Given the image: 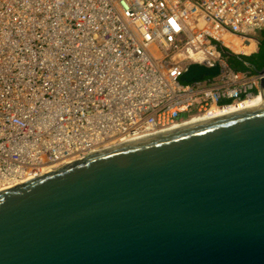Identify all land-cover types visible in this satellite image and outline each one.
Masks as SVG:
<instances>
[{"label":"built area","instance_id":"built-area-1","mask_svg":"<svg viewBox=\"0 0 264 264\" xmlns=\"http://www.w3.org/2000/svg\"><path fill=\"white\" fill-rule=\"evenodd\" d=\"M263 31L264 0H0V191L260 97L226 54Z\"/></svg>","mask_w":264,"mask_h":264},{"label":"water","instance_id":"water-1","mask_svg":"<svg viewBox=\"0 0 264 264\" xmlns=\"http://www.w3.org/2000/svg\"><path fill=\"white\" fill-rule=\"evenodd\" d=\"M0 264H264V104L1 190Z\"/></svg>","mask_w":264,"mask_h":264},{"label":"trees","instance_id":"trees-1","mask_svg":"<svg viewBox=\"0 0 264 264\" xmlns=\"http://www.w3.org/2000/svg\"><path fill=\"white\" fill-rule=\"evenodd\" d=\"M259 42L258 51L249 56L227 53L230 67L236 72L246 75H255L264 70V31L255 35Z\"/></svg>","mask_w":264,"mask_h":264},{"label":"bare ground","instance_id":"bare-ground-1","mask_svg":"<svg viewBox=\"0 0 264 264\" xmlns=\"http://www.w3.org/2000/svg\"><path fill=\"white\" fill-rule=\"evenodd\" d=\"M236 45L238 46V48L241 47L239 42H236ZM253 48H254V45H253ZM245 51L248 52L249 50H245ZM254 104H264V95L260 96V97H256L255 99H253L250 102H246V103H243L241 105H237V106L233 107L232 109H230L228 111H225L224 112L225 114L224 113H222V114L223 115H227V114H231L233 112H237V111H241V110H244V109H248V108H251ZM222 114H219L218 116H222ZM208 119H209L208 117L195 119L194 121H192V122H190V123H188L186 125L202 122V121H205V120H208Z\"/></svg>","mask_w":264,"mask_h":264},{"label":"crops","instance_id":"crops-1","mask_svg":"<svg viewBox=\"0 0 264 264\" xmlns=\"http://www.w3.org/2000/svg\"><path fill=\"white\" fill-rule=\"evenodd\" d=\"M258 46H259V44H258ZM257 51H258V49H257ZM257 51H256V52H257Z\"/></svg>","mask_w":264,"mask_h":264}]
</instances>
